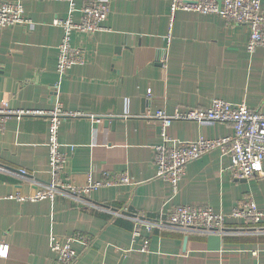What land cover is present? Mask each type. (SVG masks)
Segmentation results:
<instances>
[{
	"label": "crops",
	"instance_id": "1",
	"mask_svg": "<svg viewBox=\"0 0 264 264\" xmlns=\"http://www.w3.org/2000/svg\"><path fill=\"white\" fill-rule=\"evenodd\" d=\"M20 3L30 27L0 29V105L15 110H51L59 103L79 114L62 120L61 152L67 158L62 181L83 188L121 174L128 184L102 186L75 201L18 202L50 180L47 122L6 121L0 131V264H60L52 238L81 234L87 247L74 244V264H264V219L259 224L226 218L224 235L141 228L134 238L132 218L165 219L176 206L209 207L229 215L245 196L264 213V162L249 180L235 179L231 161L213 151L187 164L172 192L157 177L155 148L162 144L155 113L204 110L219 99L264 113V48L247 52L248 28L215 15L176 12L165 0H108L104 31L74 33L71 43L84 55L60 79L56 74L65 2L0 0ZM261 11L264 13V0ZM83 0H76L81 7ZM76 19L78 15L75 16ZM172 19V20H171ZM171 38L168 40L169 25ZM57 86V89L55 87ZM168 136L177 142L225 138L226 123L173 121ZM23 171L28 178H22ZM220 237L212 249L209 237ZM142 239L149 240L140 252Z\"/></svg>",
	"mask_w": 264,
	"mask_h": 264
},
{
	"label": "built area",
	"instance_id": "2",
	"mask_svg": "<svg viewBox=\"0 0 264 264\" xmlns=\"http://www.w3.org/2000/svg\"><path fill=\"white\" fill-rule=\"evenodd\" d=\"M65 2L68 5V15L65 19H56L53 24L62 29L61 42L57 48L56 74L60 79L68 75L73 66L84 64L83 53L72 46L74 33L93 35L104 31L102 23L109 12L108 0H83L81 7H77L76 0H53ZM169 3L171 18L176 12H192L201 15H215L235 25L246 26L249 36L247 52L253 54L258 48H264V13L261 11L260 0H165ZM76 15H78L76 19ZM172 20V19H171ZM32 21L28 18L24 7L20 3L0 1V29L11 27H30ZM172 23L169 25L167 38L170 40ZM57 89V86L55 87ZM79 114L64 110L57 103L51 110H15L6 105H0V131L3 132L6 121L24 118L44 119L47 122V153L50 180L47 184H37L33 194L21 195L15 193L9 196L18 202H37L53 200L56 196H68L75 201L91 191L102 186L128 184L129 179L121 174L115 178L105 177V181L96 182L88 178L83 188H77L62 181V174L67 165V158L61 152L59 130L62 120L76 118ZM161 126L162 144L155 148L154 164L157 177L168 182L174 194L185 174L187 164L200 159L213 151H219L228 156L231 161L230 171L238 180H249L259 172L264 162V113L249 109L245 104L233 106L222 100H212L210 106L204 110L190 109L186 113L178 110L172 116L157 112L153 116ZM176 120L196 123H226L232 126V134L225 138L212 140L200 139L195 142H177L171 139L167 130ZM0 171L7 172L4 168ZM22 178H28L23 171L18 172ZM82 201V200H81ZM166 218L149 221L144 218L133 217L135 224L133 236L141 238L140 230L145 227L149 233L153 230H178L208 235H224L223 225L226 218L244 220L248 224H259L264 219V213L258 210L250 196L243 200L229 215L216 213L209 207L176 206ZM90 241L81 234L59 239L52 238L50 250L57 257L60 264H74L77 252L74 244L87 247ZM148 239H142L140 252H147ZM7 248L0 246V256H5Z\"/></svg>",
	"mask_w": 264,
	"mask_h": 264
},
{
	"label": "water",
	"instance_id": "3",
	"mask_svg": "<svg viewBox=\"0 0 264 264\" xmlns=\"http://www.w3.org/2000/svg\"><path fill=\"white\" fill-rule=\"evenodd\" d=\"M210 243L213 245L212 249L218 250L219 249V243H220V237L218 236H211L209 237Z\"/></svg>",
	"mask_w": 264,
	"mask_h": 264
}]
</instances>
